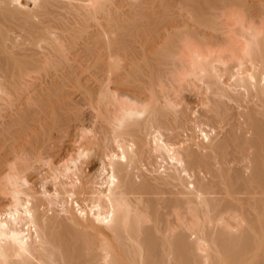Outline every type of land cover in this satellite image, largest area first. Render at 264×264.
I'll list each match as a JSON object with an SVG mask.
<instances>
[{
  "label": "bare ground",
  "instance_id": "bare-ground-1",
  "mask_svg": "<svg viewBox=\"0 0 264 264\" xmlns=\"http://www.w3.org/2000/svg\"><path fill=\"white\" fill-rule=\"evenodd\" d=\"M0 264H264V0H0Z\"/></svg>",
  "mask_w": 264,
  "mask_h": 264
}]
</instances>
